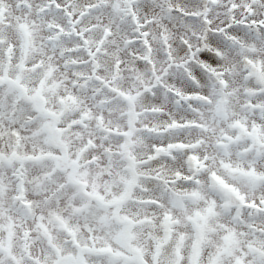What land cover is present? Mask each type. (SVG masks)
Returning <instances> with one entry per match:
<instances>
[{
    "label": "clouds",
    "instance_id": "9594fccd",
    "mask_svg": "<svg viewBox=\"0 0 264 264\" xmlns=\"http://www.w3.org/2000/svg\"><path fill=\"white\" fill-rule=\"evenodd\" d=\"M256 137L264 0L0 4L3 264L9 250L20 264H111L82 252L93 237L137 256L125 264L136 248L147 264H209L226 247L223 264H264V214L232 191L264 198L245 175L264 173Z\"/></svg>",
    "mask_w": 264,
    "mask_h": 264
},
{
    "label": "snow or ice",
    "instance_id": "6c2138e0",
    "mask_svg": "<svg viewBox=\"0 0 264 264\" xmlns=\"http://www.w3.org/2000/svg\"><path fill=\"white\" fill-rule=\"evenodd\" d=\"M2 3H3V0H0V4H2ZM253 22L255 23V21H253ZM209 59H211L213 63L216 62L215 59L212 57H209ZM250 63H251V61H250ZM254 67L257 69V72L261 71L259 65H254ZM237 124L239 125V122H237ZM239 126L244 128L245 131H247V128L245 125H239ZM248 135L254 136V133L249 132ZM256 139L259 143L264 144V141H259L258 137H256ZM179 147L183 148L185 146L179 145ZM193 159H197V158L193 157ZM245 175H248V176L254 178V180L256 182L264 181V173H258V172H256L255 169H252V170L246 172ZM188 179H191V178L189 177ZM232 191L234 192L237 199L239 201H241L243 208L249 209V210H255L257 213L264 214V198H261V199H255L254 198V199L248 200L244 195H241L239 193V191H237L236 189H232ZM88 194L89 195H96L101 200L104 199L103 196L99 195V193H88ZM117 199H119V198H117ZM114 202H116V201L114 200L113 203ZM151 203L154 206L163 207V205L159 201H152ZM207 212L212 213L213 207H209L207 209ZM197 215L200 216L204 221V225H197V227L200 229H203V227L207 224V216L203 213H197ZM123 219L127 220L129 218L124 217ZM165 219L170 220L171 216L166 215ZM189 219L191 220L193 218L189 217ZM139 222L143 223L144 221H139ZM224 239H225V241H227L229 243V245H231V243H233L232 234L226 235L224 237ZM77 246L79 247L78 242H77ZM160 247H161V245L158 244L157 245V252L155 253L156 257L159 256V248ZM0 250H3V244H0ZM228 251H229V248H227V247L222 248L214 257H210L209 264H223V256ZM82 252H87L89 255L100 257L105 261L110 260L111 264H125V262H127V261H136L137 260V256H129L127 252L122 251L120 248H114L110 243L97 245V241H96L95 237L92 238L91 245H85L83 247ZM135 253L138 254V256H139V264H147V261L143 259V253L139 248L135 249ZM201 255H202V250H201V248L199 246V242H198L197 245L195 246L193 256H194V258H197ZM9 256L11 257V260L15 261V264H20V261L17 260V258L11 254L10 250H9ZM29 259L32 261V264H40L39 260L35 257L30 256ZM0 264H3L2 259H0ZM80 264H86V261H85L83 255H81V257H80ZM178 264H182V262H178ZM235 264H244V261L241 257L237 256L235 258Z\"/></svg>",
    "mask_w": 264,
    "mask_h": 264
}]
</instances>
